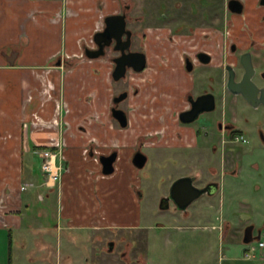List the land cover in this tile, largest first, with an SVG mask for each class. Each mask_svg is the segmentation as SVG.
Returning a JSON list of instances; mask_svg holds the SVG:
<instances>
[{"label":"crops","instance_id":"1","mask_svg":"<svg viewBox=\"0 0 264 264\" xmlns=\"http://www.w3.org/2000/svg\"><path fill=\"white\" fill-rule=\"evenodd\" d=\"M130 1L133 6L136 0ZM121 3L0 0V264L7 262V238L25 226L41 228L38 251L54 246L56 264L62 254L65 264H102L108 229L117 227L109 210L113 185L136 174L132 156L140 142L157 158L176 150L174 156L184 159L186 143L177 136L183 132L177 112L186 75L180 45L173 53L167 45L145 46L152 70L127 79L125 127L110 112L118 83L113 65L106 56L85 55L86 48H96L93 35L104 17L118 13ZM144 74L155 81L140 79ZM46 148L60 152L56 185L41 171L38 151ZM111 150L117 151L114 170L104 174L99 157ZM127 188L135 197L137 187ZM48 212L51 219H43ZM27 239L16 245L24 247ZM38 257L46 260L43 253Z\"/></svg>","mask_w":264,"mask_h":264},{"label":"flooded vegetation","instance_id":"2","mask_svg":"<svg viewBox=\"0 0 264 264\" xmlns=\"http://www.w3.org/2000/svg\"><path fill=\"white\" fill-rule=\"evenodd\" d=\"M200 1L203 4L208 0ZM228 1H224V9L227 11L224 25L213 22L209 13H203V10V21L199 24L191 23L188 19L178 27L156 25L155 21H162L164 24L172 18L167 12V3L162 1L159 4L163 9L158 7L153 21L154 28L164 29L165 33H174L181 37V41L176 44L180 45L182 68L186 75L185 88L179 101L181 107L177 112V121L183 127V132L177 136L186 143L182 150L187 169L192 162L200 164L195 173L188 171L182 176L191 177V184L195 188H206L207 192L201 196L208 197L229 193L233 188L232 178L239 177L242 172L245 173L246 181L252 179L251 189L254 192L264 190V0H238L230 3ZM194 4V1H191V13L196 12ZM132 8L130 0H122L118 13H125L127 28ZM237 8L240 10L236 11ZM141 18L140 14L133 16L135 21H140ZM204 22L208 24L204 26ZM132 43L133 32L130 49L145 54L144 50L132 48ZM112 46L113 42L106 46L104 56L109 52L115 56L119 54L112 51ZM115 56H110L113 68L112 60ZM128 71L138 73L131 68H128L126 73ZM228 76L234 84L241 83L236 87H240L245 96L226 87ZM123 91H127V87L116 92L113 98ZM139 92L137 86L133 87L135 95ZM209 95L213 98H209ZM126 100L127 96L119 103L112 100L111 108H121L120 104ZM192 108L195 111H192ZM125 113L127 116V112ZM141 149L142 141L135 152L144 153ZM111 154H115V159L117 158L116 150L100 156ZM255 157L258 158V162H251V158ZM252 173L257 176L253 177ZM170 187L168 193L161 198L160 206L162 209H168L172 204L173 208L178 210L172 198H169ZM190 204L185 210L178 211L188 216ZM240 220L242 224L236 228V234H233L232 239L244 245L253 241H256V244L260 243L259 257L261 264H264V205L261 206L259 214L255 213L252 216L248 213ZM224 221L226 223V219ZM226 228L227 223L219 231L222 240L227 237ZM243 238H248L249 241L244 243ZM116 242L115 239L107 240L108 254L114 253ZM124 243L125 247L118 253L120 258L125 257L130 245L129 241ZM242 253L247 254L245 246L242 247ZM249 257L252 258L251 255Z\"/></svg>","mask_w":264,"mask_h":264},{"label":"rangeland","instance_id":"3","mask_svg":"<svg viewBox=\"0 0 264 264\" xmlns=\"http://www.w3.org/2000/svg\"><path fill=\"white\" fill-rule=\"evenodd\" d=\"M160 1L167 3V12L172 15V18L164 24L162 21H155L156 25L178 27L188 19L191 23L199 24L203 21L202 10L203 13L208 12L213 22L218 25H224L227 18V11L224 9L225 0H208L203 4L200 0H136L129 12L130 19L127 22V26L133 32L132 48L143 51L150 42L151 45L161 49L167 45V49L169 48L172 53L175 52L176 43L181 41V37L153 27L158 7L163 9L159 4ZM191 1L195 3V13L190 11ZM137 14L142 15L140 21L133 19V16ZM203 24L206 26L208 23ZM111 55L115 56L110 52L106 56L109 63H111ZM159 57L165 59L163 54ZM149 64H151L150 59H147L146 70L138 73L150 72L152 67ZM130 74L132 73L128 71L124 78L115 83L116 92L128 86L127 79ZM140 79L152 83L156 78L145 75ZM120 107L125 111L126 101L122 102ZM141 150L147 155L146 164L141 169L134 168L136 174L127 176L126 181H121V184L116 182L113 185L116 192L109 200V210L110 213H115L114 221L117 227L108 229L107 237L115 239L117 246L113 248L115 249L113 254H108L105 259H102V264H261L259 257L261 248L256 241L244 245L232 237L236 234V228L242 224L240 219L245 217V214L251 213L252 216L255 213L259 214L261 206L264 205V190L254 192L251 189L252 179L246 181L245 173L242 172L239 177L232 178L233 188L229 193L214 194L211 197L201 196L188 207L190 211L188 216L173 208L172 204L168 209H162L161 198L168 193L172 182L188 171L195 173L200 168V164L192 162L187 169L186 160L174 156L176 150L175 152L167 150L160 158L153 155L155 149L151 147L144 145ZM257 159V157L251 158V162H258ZM205 166L208 167V164L205 163ZM201 169H203L202 166ZM122 170L123 167L120 168V171ZM252 176L257 175L252 173ZM127 185L137 187L135 197L130 195ZM25 186L27 188L26 184ZM211 204L213 206H210ZM35 213V211L31 212L32 215ZM256 217L258 218L257 215ZM43 219H51V212L46 213ZM223 219H226L227 223L225 240L220 238L219 233L221 227L226 224ZM159 225L163 227L159 228ZM40 229L25 226L20 232L14 230L13 236L7 238L4 248L7 253L6 264H8L9 256L14 264H56L53 256L54 246L48 245L44 251H38L35 238L39 235ZM75 234L78 240L84 238L80 230L75 231ZM237 235H239L238 232ZM27 236L28 242L24 247L16 245V241L25 239ZM122 240L130 243L124 258H120L118 254L120 249L125 247ZM77 246L80 245L77 244ZM244 246L246 255L242 253ZM42 253L46 260L39 259L38 255ZM27 257H34L32 263H29ZM137 259L139 260L136 261ZM65 263L66 259L62 254L61 264Z\"/></svg>","mask_w":264,"mask_h":264},{"label":"water","instance_id":"4","mask_svg":"<svg viewBox=\"0 0 264 264\" xmlns=\"http://www.w3.org/2000/svg\"><path fill=\"white\" fill-rule=\"evenodd\" d=\"M238 0H229L228 2ZM239 11L240 8L235 9ZM132 30L126 27V15L125 13H111L104 17V27L95 31L93 35V41L96 44V48H86L85 55L89 58H98L104 56L106 46H109L113 42L112 51L119 54L113 58L114 68L112 71V78L115 81L123 78L128 68L139 72L145 68L146 56L141 51H134L130 49L131 46ZM246 84L248 82L245 81ZM241 83L234 84L228 76L226 87L234 92L240 93L245 96V93L240 87H236ZM127 96V91H123L119 95L113 98L114 103H119ZM209 98H213L209 95ZM212 107V106H211ZM194 108H192V111ZM211 109V108H207ZM206 109V110H207ZM112 116L119 122L121 127L127 125V116L123 109L112 107ZM182 118V113L180 114ZM115 154L108 156H100V162L104 174H110L114 170L113 163L115 161ZM147 157L141 151L134 153L132 162L137 168H142L146 163ZM192 178L187 176H181L174 180L170 187L169 198H172L176 204L178 210H185L186 207L195 199L200 197L203 193L207 192L206 188H195L191 184ZM248 238H243V242L247 243Z\"/></svg>","mask_w":264,"mask_h":264},{"label":"built area","instance_id":"5","mask_svg":"<svg viewBox=\"0 0 264 264\" xmlns=\"http://www.w3.org/2000/svg\"><path fill=\"white\" fill-rule=\"evenodd\" d=\"M59 153V151L49 148L38 151V155L41 159V170L45 174L47 182H55L60 178L63 167L61 161L58 160ZM21 189L23 190L25 187L21 186ZM257 245L260 246V243Z\"/></svg>","mask_w":264,"mask_h":264},{"label":"trees","instance_id":"6","mask_svg":"<svg viewBox=\"0 0 264 264\" xmlns=\"http://www.w3.org/2000/svg\"><path fill=\"white\" fill-rule=\"evenodd\" d=\"M8 264H11V257H8Z\"/></svg>","mask_w":264,"mask_h":264}]
</instances>
